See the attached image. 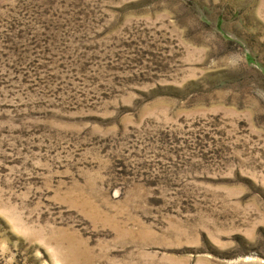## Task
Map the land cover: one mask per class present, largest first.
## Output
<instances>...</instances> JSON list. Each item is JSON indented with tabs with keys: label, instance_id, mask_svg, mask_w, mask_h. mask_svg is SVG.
I'll use <instances>...</instances> for the list:
<instances>
[{
	"label": "rangeland",
	"instance_id": "1",
	"mask_svg": "<svg viewBox=\"0 0 264 264\" xmlns=\"http://www.w3.org/2000/svg\"><path fill=\"white\" fill-rule=\"evenodd\" d=\"M0 264H264V0H0Z\"/></svg>",
	"mask_w": 264,
	"mask_h": 264
}]
</instances>
